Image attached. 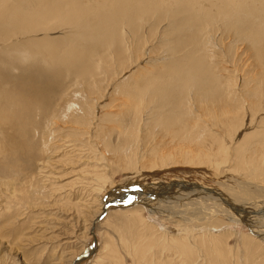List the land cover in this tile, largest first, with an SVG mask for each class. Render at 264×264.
<instances>
[{"label":"bare ground","instance_id":"bare-ground-1","mask_svg":"<svg viewBox=\"0 0 264 264\" xmlns=\"http://www.w3.org/2000/svg\"><path fill=\"white\" fill-rule=\"evenodd\" d=\"M0 17V55L7 59V66L22 72L34 66L37 73L30 90L18 88L14 108H5L12 96L0 82V144H4V151H22L27 161V167L23 169L19 166L12 170L10 167L2 169L0 172H5L6 178L31 182L32 177L41 174L35 169L37 164L34 165L33 156L42 155L39 158L42 161L51 153L62 152L66 157L76 152L77 147L84 151L82 160L84 157L88 161L93 157L96 159L94 169L98 167L97 163L105 162V171L111 162L123 169L139 167L151 173L153 169L178 165L177 169L182 171L194 172L198 167L196 172L210 174L207 169H202L203 164H207L206 168L218 176L223 164L228 170L241 169L239 175L247 181L258 171H263L259 178L264 177V117L257 118L264 112V0H0ZM226 34L231 35L233 41L228 42ZM240 44L251 59L245 60L252 61V68L242 83L235 79L226 60L236 65ZM182 45L186 48L182 49ZM133 64L142 68L143 75L153 74L152 68L157 67L160 74L155 72L154 76L142 77V81L134 83L133 76L117 82L118 75L124 74V77ZM40 68H48L49 75L42 73ZM61 72L65 75L60 81L62 84H58ZM66 75L70 79L64 84ZM104 76H108L107 85H103ZM46 100L49 102L45 103ZM247 114L252 117L250 120L246 118ZM248 120L250 125L259 122V125H253L257 130L252 134L247 133L246 128L241 132V128L248 127ZM17 138L28 139L29 150L23 151ZM39 148L41 152H38ZM2 157L0 149V160ZM65 160L64 163H68ZM75 160L69 163L72 166L70 172L64 171L67 176L73 173L75 176L78 171L79 162ZM57 171H46L47 176L56 178ZM105 171L103 177L96 174V180L109 191L114 186ZM158 182L151 183L156 186ZM172 183L176 184L161 181L157 187L151 186L145 191L142 197L134 196L136 190L117 187L119 189L112 190L100 204L102 210L113 203L117 205L114 207L128 208L124 210L134 214L130 222L137 219V213L142 217L145 210L134 208L132 204H141L144 208L158 210L168 219L181 218L187 224L186 230L178 228L175 233L179 238L174 240L180 248L177 256L162 262L152 257L150 264H243L242 260L245 264H264V201L257 200L256 196L253 197L255 201L251 198L248 203V200L240 202L235 199L234 195L239 194H236L238 191L233 194V188L231 194H224L221 188L212 191L187 181L174 180ZM95 185L91 187H96L91 190L94 195L101 186ZM32 187L18 191L20 202L31 205L32 198L39 197ZM236 189L240 190L241 186ZM246 189L250 191L249 186ZM148 194L149 199H145ZM153 194L158 195V199ZM43 196L47 197V194L43 192ZM127 197L118 204L119 199ZM36 201L38 204L39 200ZM147 217L141 220L150 227L153 222L151 224ZM217 217L227 221L216 226L213 219ZM171 220L176 222V219ZM235 221L246 222L252 233L243 238L246 251L248 248L250 253L244 254L243 258L237 254V258L232 259L233 249H226L222 240L225 234H232L231 231L226 233L215 227L235 224ZM162 233L159 238L164 239ZM92 234L95 236L94 230ZM192 235L194 243L190 239ZM200 237L203 247L198 245ZM166 239L154 242V246L148 243V249L155 248L150 255L159 253L158 247L161 250L170 249L171 245L177 247ZM255 239L258 240L252 242ZM214 240L218 242L217 246ZM94 249L97 252L95 246L84 254L89 257ZM145 249V246L139 247L142 252ZM209 251L213 255H209Z\"/></svg>","mask_w":264,"mask_h":264},{"label":"rangeland","instance_id":"rangeland-1","mask_svg":"<svg viewBox=\"0 0 264 264\" xmlns=\"http://www.w3.org/2000/svg\"><path fill=\"white\" fill-rule=\"evenodd\" d=\"M0 19L2 20L1 17H0ZM57 34H60V33L57 32ZM219 35H221L220 31H219ZM226 35H224V36L226 37V40L228 42L233 41V38L231 37V35L230 36H229V34H226ZM217 38L219 39V37H217ZM176 39L178 40V38H176ZM241 45H243V44H240V46ZM222 47H224V45H222ZM243 47L244 46H241V48H240L241 51L237 47L238 53L240 54L239 56L241 58V59L239 58V60L236 62L237 66L234 65V62L230 61L229 59H226L228 62L229 69L234 71L233 73H234L235 79H239V82H241V83L244 79H246V73H248V71L252 68V61H249V60H251V59H249V53L247 54V53L243 52L244 51L242 49ZM181 48L185 49L186 47L184 45H182ZM146 54H148V52ZM162 55L164 56V54H161V57H163ZM177 56H179V54H177ZM242 59H244V60L249 59V60L244 61ZM7 63H8L7 59L0 55V82L2 83V85H4V87L8 91H11L9 96H12V100L10 102H8L6 107H5L6 109H9V108H14V106H15L14 105V98H15V95L19 94L18 88L24 87L23 90H30L31 89L30 85H33L35 79L37 78V73L34 72V70H35L34 66H31L29 68L30 69L29 71L22 72L19 68L10 69L7 66ZM162 64H164V62H162ZM133 68L129 69L131 72L127 70L128 72L126 71V74L124 77H123L124 74H122V75L120 74V75H118V78L115 80H117V82H121V81H124L125 77L133 76L134 80L132 79L133 80L132 83H134L137 80L142 81L143 80L142 77H144V79H145L148 76H150V77H151V75L154 76L155 72H156V74H160L159 73L160 72L159 67L152 68L153 74L151 73V74H144V75L142 72V68L139 65L136 67V65L133 64ZM40 70L42 73L49 75V69L48 68H46L44 70L42 68H40ZM136 72L138 75H136ZM127 73H130V74L128 75ZM132 73H134L136 76H134V74L131 75ZM64 75H65V73H63V72L60 73V76L58 78V84L59 83L62 84V82H60V81L64 77ZM139 75H141L140 78H138ZM120 77H122V78H120ZM104 78H105L104 80L106 83L104 82L103 85H107V83H109L108 76H104ZM69 79H70V77L68 75H66L63 83L65 84L66 82H69ZM13 85H15V86L17 85V86L14 87ZM12 89H14L15 91ZM4 93L6 94V92H4ZM75 96H77V95H75ZM27 100L28 99H26L25 101L27 102ZM103 100H100V101H103ZM47 102H49V100L45 101V103H47ZM262 116L264 117V112L259 113L257 118L261 119V118H263ZM247 117H248V114H247L246 118ZM248 118L250 120L252 117L249 115ZM249 120H248V123H249L248 127L244 126L243 128H241V132H243L245 128H246L245 131L249 134L250 133L252 134L253 132H255L257 130V126H254V128H253V125H257V124L259 125V122L256 124L253 123L252 125H250ZM17 139L21 143V145L23 147V151L26 152L27 150H29L30 141L28 139H24V140H22L21 138H17ZM22 141H23V143H22ZM77 148H78L77 149L78 152L76 150V152L74 151L75 153L73 152V154H70V155L67 154L66 157L63 156L64 153H62V152L53 153V154L51 153V154H49V156H47L42 161H41V159H39L40 156H42V155L33 156L32 161L34 162V165L37 164V165H35V169L37 171L39 169V172L41 174L39 175L40 177H32L31 182L29 180L28 181L27 180H11V179H8L4 176L6 174L5 172H0V183L1 182L4 183V184H0V264H72L73 261H75V259L79 255L85 253L87 249L92 247L91 245L93 243L95 236L97 238L96 248H97L98 253L96 252V249H94L93 254H91L89 257H85V259L83 258L82 260L77 261L76 264H150L149 261L152 260V257H154L155 259H160V262H162L163 259L169 258L168 259V261H169L170 259L176 257L179 250H180L179 246L176 243V240L179 238L175 234L176 230L178 228H181V230L182 229L186 230V228H184V227L187 225L181 218L170 217L171 219H176V222H174V220L168 219L167 218L168 216L161 215L160 213H158V210L155 211L151 207L144 208V206L141 204H137V205L132 204V206H135L134 208L138 207V209L139 208L141 209V207H142V209L143 210L145 209V210L142 211V217L140 214L137 213V219L134 222H130L129 219L134 214H132L131 212H127L126 210L128 208H124L123 206L118 207V208H120V210H119L117 207H114V205L117 206L116 203H113V204H111V206H108L105 208V210H106L105 214L103 217H101L100 221L94 220L95 218L96 219L99 218V216L101 215V213L104 210V209L102 210L101 205H100L102 203V201H104V199L109 195V193L112 190H115V188H117V187H119V188L124 187V188L129 189L130 191L136 190L134 196L136 195L137 197H142L143 196L142 194L145 191L150 190L151 186H152V188L157 187V184L160 185L161 181H162V183H164V182L167 184L171 183L172 185L176 184V183H172V182H174V180L184 182V183H185V181H187V182H189L190 185L191 184L201 185L206 189L210 188V190H212V191H214V190L220 191L222 189L221 192L224 194H231L230 192L232 191V188H233V191H232L233 194H235L238 191L236 194H239V196L234 195V197H236L235 199H237L238 201L240 200V202L243 200H248L247 201V203H248V202L252 201L251 198H253V197L256 198V196L258 198L257 200L264 201L263 200L264 199V194H263L264 193V185H263L264 184V181H263L264 177L262 178L263 180L259 178L260 174L263 171H261V172L258 171L256 173V176H254V178L248 179V181H247V179L241 178V176L239 175V173L241 172V169H239V168L234 169L233 168V170H228L225 166H223V164L220 166L218 173H219V175L224 174V176L222 175L223 177L220 176V178H219V175L218 176L214 175V173L212 172V170L209 167L206 168L207 164L206 165L203 164L202 169H204V170L207 169L206 171L209 172L210 174L203 172V171L196 172L198 167H196V169H195L196 171H194V172L193 171H182V170L177 169L178 165L177 166L173 165L170 167L167 166L165 168H161L162 170L161 169L160 170L159 169H157V170L151 169L152 173L149 170H147V172H146V170H144L143 168L141 169L139 167H135V169H132V170L124 168L125 169L124 170L118 164H114V163L111 164V162H110V163H108L109 166L108 165L106 166L107 171H109V172H107V171L103 170L105 167L104 165L106 164L105 162H102L100 160L101 163H97V165L98 164L99 165H98V167H96L94 169V167L96 166V159L93 157L94 159L92 158V161H91V159H89V161H88V160L84 159L85 158L84 157L82 160V155L84 154V151L82 150L81 147H77ZM79 148L81 149V151H83L82 153L79 150ZM0 149L3 152V157L0 160V171H2V169H8V167H10L11 170L14 169L15 167H16L15 169H17L18 166L20 167V169L27 167V161L24 159L26 156H25V154L22 153V151H17V150L4 151V144H0ZM38 150H37L38 152H41L40 148ZM79 151H80V154H77V153H79ZM141 154H143V151H141ZM61 155H62V158H61ZM57 156H58V159H57ZM64 157L66 158L65 162H68V163H64V159H65ZM71 158L74 160L76 159L79 162V163H77V165L79 167L75 166V168L78 167L77 170L78 171L80 170V171L79 172L76 171L75 176L73 175L74 173L72 174V176L71 175L67 176L68 174L66 172H64L66 170H67V172H70V171H68V170H70V168H72V166H70V164H72L71 162L74 161ZM80 159L82 162L80 161ZM55 160L61 161V162H57ZM94 160H95V162H94ZM54 162H56L57 164H54ZM83 163H85V164H83ZM59 164H60V166H59ZM46 165L48 166L47 168H46ZM87 165H88V167H86ZM52 166L54 168L57 167L59 170L57 168L54 169ZM188 167L189 168H187V169H190V166H188ZM193 168H195V167H191V169H193ZM60 169H63V170H60ZM96 169H99V170L101 169V171H99V170L96 171ZM49 170L50 171L51 170L52 171L58 170L57 173L58 174L60 173V174L56 175L57 174L56 173L54 175V177H56V178L48 177L47 176L48 174L46 171H49ZM92 170H94V172ZM200 170H201V168H200ZM104 171L106 172L107 178L109 175L110 183H112V186H114V187L111 186L114 189L111 188L109 191L104 190L103 189L104 187L102 186V184H100V182L96 180V178H97L96 174L99 173V175H101L103 177L105 174ZM61 172H62V174H61ZM80 172L83 174V176ZM211 172H212V174H211ZM90 173L91 174L93 173V174L91 175ZM231 173H233V174H231ZM77 174H79V175H77ZM88 174H89V176H88ZM133 174H135V176H132ZM230 174L232 175L233 178L230 177L231 176ZM84 175L86 177H84ZM154 175H155V177H154ZM233 175H235V176H233ZM64 176H66L67 179ZM214 176H216V178ZM236 176H238V178H241V179H238ZM57 178H59V179H57ZM81 178L83 180H81ZM228 178H229V181H228ZM231 178L233 180H230ZM256 178H258L259 180L258 179L256 180ZM55 179L57 180V182H55L56 181ZM220 179L222 181H220ZM234 179L237 181H235ZM46 180L48 183L51 182L50 183L51 186L46 182ZM85 180H87V182ZM92 180L93 181L96 180L97 182L94 181L93 182L94 185H92L93 184ZM154 180L159 181L156 184V186L151 183ZM243 180H246V181H243ZM251 180H254V181H251ZM260 180H262L263 183L260 182ZM24 181H26V182H24ZM41 181H43V182H41ZM230 181H231V184L233 182L234 185H231L229 183ZM238 181L240 183H242L243 185H246V187L244 186L245 188H243V186ZM58 182L61 184H59ZM256 182H257V184L259 183V187L257 186ZM13 183H14V185L12 186ZM24 183L26 184L25 186H24ZM32 183H34V184H32ZM44 183H45V186H44ZM75 184H77L78 186ZM95 184H97L98 186L101 185L102 191L100 188L101 186L100 187L97 186L100 189V191L98 189L97 190L98 193L94 195V194H91V190L96 189V187H94V188H91V187L96 186ZM235 184L239 185V186L236 187ZM36 185H38V186L36 187ZM48 185L51 187V189L49 188ZM59 185L60 186L62 185V186L59 187ZM247 185L250 187V191L253 193H251L249 191V189H248L249 192L247 191V189H246L248 187ZM27 186L28 187L33 186L32 189L36 190L38 192L37 196H39V197H36V196L33 197L34 199L32 198V200L30 201L31 205L28 202L27 203H24L23 201H21L22 203L20 202V195L21 194H19L20 192H18V191L20 189H25ZM226 186H227V189H226ZM240 186H241L240 190L236 189V188H239ZM254 186L255 187L257 186V187L255 188ZM14 187H16V189ZM17 187H19V188H17ZM28 187L26 189H31ZM52 187L54 189H56V188H58V189L54 190ZM69 187L71 188V190ZM82 187H83V189H82ZM39 188H41V189H39ZM42 188H45V190ZM79 188H81L80 192H79ZM119 188H117V189H119ZM213 188H214V190H213ZM37 189H39V190H37ZM46 189H50V191L46 190ZM225 189L227 191H225ZM3 190H5V191H3ZM60 190L63 191L62 192L63 194L60 193L61 192ZM77 190H78V192H77ZM6 191H8V192L6 193ZM51 191L53 192V194ZM56 191L57 192L59 191L58 194ZM156 191H158V190H156ZM246 191H247V193H246ZM2 192H3V194H2ZM39 192L42 194L39 195L40 194ZM43 192H45V195L47 194V197L43 196ZM46 192H48V193H46ZM255 192H257V193H255ZM260 192H262V193H260ZM77 193H79L80 196L77 195ZM249 193H251V194H249ZM70 194H71V196H70ZM240 194H242V195L240 196ZM63 195H64V199L62 198ZM153 195H154V197L156 196V194H153ZM157 196L155 198L158 199ZM144 197H145V199L146 198L149 199V194L145 195ZM241 197H243V199ZM255 198H253L254 201H255ZM76 199H77V201H76ZM124 199H128V197L123 198V199L121 198L118 201L124 200ZM16 200H18V201H16ZM36 200H39L40 204L39 203L36 204L37 203ZM77 202H79V204L75 205ZM120 202L118 204H122V201H120ZM27 204H29V205H27ZM245 205H247V204H245ZM20 206H21V208H20ZM121 208H123V209H121ZM130 208H133V207H130ZM124 209H126V210H124ZM12 210H13V212H12ZM120 211H121V213H120ZM155 213H157L158 215L156 216ZM149 215H151V217L153 219L151 217H149ZM144 216H146V217L148 216L147 218L150 220L151 224L153 222V224H152L153 227H152V225H150L151 228L147 227L145 225V223L141 220ZM162 216H164V217H162ZM216 220H218V221H216ZM225 221H227V220H225L224 218H218L217 217V218L213 219V224L216 226H219ZM231 222H233V220ZM234 223L235 224L230 223L227 226L222 225L220 227H215V228H218L217 230H219V231L221 229L222 232L226 231V233L231 231L232 234H230V235L225 234L224 237H222V240L224 241L223 245H225L226 249H228V250L233 249V250H231V252L235 256V258L232 255V259H236L237 254L241 255V257L243 258L244 254L250 253V250L248 248L246 251V247L244 245V239L247 238V233L251 234L252 231L246 222L235 221ZM163 224L164 225L166 224L165 226H167V227H165ZM203 225L205 226V224H203ZM160 226H162V227H160ZM182 226H183V228H182ZM195 226L196 225H194V227ZM212 227H214V226H212ZM93 230L95 232V236L92 234ZM160 233H162L164 235V239L168 238L166 240H169V242L171 244L177 245L178 248L171 245V246H169V247H171L170 249L169 248L168 249L163 248L161 250V247H158L159 253L156 252V255L152 256L150 254L152 253V251L155 248H149L148 249L147 248L149 246L148 243L149 244L153 243L152 245L154 246V242H157L158 240L159 241L164 240L162 238H159ZM192 237H193V235L191 236L190 239L191 240L193 239L192 242L194 243L195 240H194V237L193 238ZM252 238H254V237H252ZM160 239H162V240H160ZM174 239H176V240H174ZM151 240H152V242H151ZM256 240H258V239L252 240V242L256 241ZM201 241H202V238L200 237L198 239V245L203 247V242L201 243ZM213 242L217 246L218 242H216L215 240ZM145 244H147V245H145ZM206 244L207 243L205 242V245ZM141 246L146 247V249L143 252L141 250H139V247H141ZM252 246L254 248L256 247L255 244ZM236 250H238V251H236ZM245 251H246V253H245ZM203 253L207 254V252H203ZM209 253H210L209 255H213L212 252L209 251ZM239 253H241V254H239ZM201 256L206 257L205 255H201ZM176 260H178V259H176ZM250 262H253V261L251 260ZM241 263L245 264V262H243V260ZM156 264H159V263H156Z\"/></svg>","mask_w":264,"mask_h":264},{"label":"water","instance_id":"water-1","mask_svg":"<svg viewBox=\"0 0 264 264\" xmlns=\"http://www.w3.org/2000/svg\"><path fill=\"white\" fill-rule=\"evenodd\" d=\"M105 208H106V207H105ZM105 211H106V210H104V211L101 213V215L99 216V219H101V217L104 216ZM96 245H97V238H94L93 243H92L91 246L94 248ZM85 257H87V255L84 254V253L81 254V255H79V256L75 259V261H73L72 264H75L77 260H81L82 258H85Z\"/></svg>","mask_w":264,"mask_h":264}]
</instances>
